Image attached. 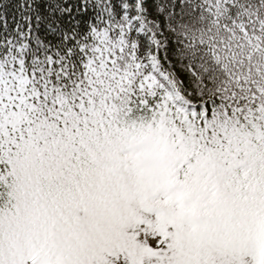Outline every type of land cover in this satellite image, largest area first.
<instances>
[{"label":"snow or ice","instance_id":"6c2138e0","mask_svg":"<svg viewBox=\"0 0 264 264\" xmlns=\"http://www.w3.org/2000/svg\"><path fill=\"white\" fill-rule=\"evenodd\" d=\"M0 264H264V0H0Z\"/></svg>","mask_w":264,"mask_h":264}]
</instances>
